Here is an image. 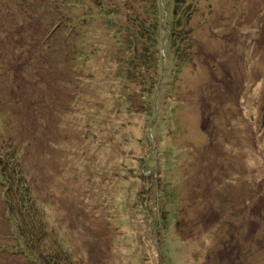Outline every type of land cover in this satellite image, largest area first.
<instances>
[{
    "label": "rangeland",
    "instance_id": "1",
    "mask_svg": "<svg viewBox=\"0 0 264 264\" xmlns=\"http://www.w3.org/2000/svg\"><path fill=\"white\" fill-rule=\"evenodd\" d=\"M49 1L0 0V156L43 226L0 181V244L30 252L0 264H264V0H155L153 88L154 0H52L73 31Z\"/></svg>",
    "mask_w": 264,
    "mask_h": 264
},
{
    "label": "trees",
    "instance_id": "2",
    "mask_svg": "<svg viewBox=\"0 0 264 264\" xmlns=\"http://www.w3.org/2000/svg\"><path fill=\"white\" fill-rule=\"evenodd\" d=\"M71 1L73 2V0H71ZM49 2H50V6H53V8L55 9V12L52 13L51 15L56 17L55 18V24L56 25H60L61 23L69 25L71 27L70 31H73V30L78 28L79 24L69 23V22H71L72 18H77L75 15L62 10L58 4H51L52 0ZM74 3H75V1L73 2V4H66V5H74ZM115 3H116L115 1H112L111 5L113 7H115L116 6ZM176 4H178V3H175V6H176ZM98 6L100 9H105L104 8L105 3L103 2V0H98ZM158 6L159 5L154 0L152 3V10H153V14H154L153 15L154 19L151 21L153 27L150 28L149 26H146V25L145 26L141 25L139 27L140 30L142 28H144L147 31V33L151 34V36H152V38H150L151 42L145 43L142 41V43L140 45L141 49L139 50L138 55H137V57H138L137 59H139L138 64H140L142 62L141 67H144L145 69H147L151 73L150 74V78H151L150 83H148V81H145V79H143V85L142 86L146 87V88L147 87L153 88L154 84H156L159 81L158 74L160 71H159L158 64L160 61V58H159L160 57V51L155 44L157 43V45H158V43H159V39L161 38L160 32L163 30L160 28H163V27H161V25H163L165 23V21H164V23L159 22L158 14H157ZM180 6L177 5L176 8L174 9L175 13L178 12L177 17H180V14H182L181 10H178V7H180ZM72 12H74V10H72ZM114 12H116V11H114ZM138 24H141L140 19L138 20ZM137 38L141 39V31L139 33H137L136 39ZM169 38L170 37L167 36V39H169ZM77 47H80V44ZM82 53L87 54V51H84ZM88 55H91V54L88 53ZM148 104L151 105V103H148ZM1 167L3 168V171L0 169V177L2 176L3 178L0 181L2 183H5L7 181L10 184L9 186H6L7 189L11 185H13L14 190H18V193H15V197H16V200L14 201L15 203L11 202V199L8 196V194L5 193L2 196L3 197L2 200L4 203L5 209H6L8 220L11 222V225H12V223L14 224L15 229H16V231H18V233H22L24 236H29L30 240H33L35 237L39 238L38 233L41 232V229L43 228V226H41V222H39L38 219L36 218V216H37L36 208H33L30 201H28V200H30V193H28L27 187L21 186L22 185L21 181L11 183V180H9L10 177H8V176H11V174H12L13 176L15 175V180H20V175H21L20 172L18 170L16 171L15 165L12 162V160L11 161H8V160L3 161V160H1V156H0V168ZM43 231H44V229H43ZM6 236L11 237V234H7ZM1 250H4V251L19 250L20 254H22L23 256H29V254H30V252H28V249L26 248V245H24L23 242L16 244V247L9 246L7 244H0V251ZM32 260H34V258H32Z\"/></svg>",
    "mask_w": 264,
    "mask_h": 264
}]
</instances>
